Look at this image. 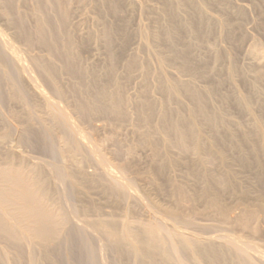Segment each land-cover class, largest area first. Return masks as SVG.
Listing matches in <instances>:
<instances>
[{
	"label": "bare ground",
	"instance_id": "1",
	"mask_svg": "<svg viewBox=\"0 0 264 264\" xmlns=\"http://www.w3.org/2000/svg\"><path fill=\"white\" fill-rule=\"evenodd\" d=\"M18 1L0 0L1 17L9 28L16 30L17 39L46 50L47 56L33 57V64L55 98L70 100L74 112L83 120L109 115L117 123H125L126 100L114 65L126 49L117 42L126 44L130 39L129 34L119 36L120 31L127 30L126 20L122 23L101 20L100 33L89 30L73 43L67 33L69 13L61 0H35L31 13L18 10ZM133 3L104 0L96 9L103 17L107 13L116 16L120 6ZM181 11L185 18L180 16ZM236 14L241 18L245 15L242 9ZM162 16L165 26L153 34L156 44L167 48L168 60H181V74L212 79L216 88L199 90L191 80L155 72L149 61L131 59L128 74L139 69L145 79L138 120L144 127L152 125L153 130L144 133L142 140L157 157L155 172L171 181L170 171L185 169L184 177L194 179L200 186L193 201H204L222 214L221 201L225 195L246 203L252 192H258L264 200V97L260 92L264 71H259L254 82L247 84L251 95L238 94L233 86V93L223 92L220 78L224 70L219 74L221 70L215 63L223 61L225 53L212 47L217 32L215 22H219L205 13L198 0H166ZM186 37L194 41L185 42ZM93 40L102 43L109 54L107 69L86 67L79 59L78 51L87 49ZM206 42L210 44L209 56L200 57V65L196 66L195 49ZM249 54L254 65L264 66L262 46L253 45ZM209 59L215 65L208 66ZM0 63L10 66V70L0 69V101L5 102L8 97L10 102L24 108L19 116L21 126L15 131L19 143L62 159L61 164L46 168L20 158L14 150L5 151L2 144L11 140L14 129L7 127L0 115V125L4 126L0 137V264H65L61 252L65 239L71 240L73 249H79L76 254L71 253L66 264H102L100 253L106 249L116 251L115 264H264V252L251 241L227 234L215 238L195 235L187 230L195 225L192 218L171 211L161 215L153 207L143 206L139 192L113 170L106 158L97 154L62 103L48 97L35 76L27 75L20 52L2 30ZM225 73L229 81L234 82L240 76L246 85L233 62ZM63 75L70 78V83L61 82ZM156 94L161 98H156ZM217 99L218 105L214 103ZM39 101L47 117L39 115ZM233 102L248 118L245 123L227 114L226 106ZM58 142L64 143L62 150ZM65 160L73 167H66ZM90 161L98 172L88 174L84 170L83 163ZM49 176L65 185V194L76 207L64 201L63 193L56 195ZM93 193L106 198L107 203L121 210L120 214L101 218V207L92 198ZM172 193L177 198L183 197L179 198L180 204L188 198L182 187H173ZM140 209L148 210L147 219L133 216ZM89 213H95L97 218L87 219L83 225L73 218ZM244 216L254 218L255 212L249 209ZM90 229L106 238L108 244L97 250Z\"/></svg>",
	"mask_w": 264,
	"mask_h": 264
},
{
	"label": "rangeland",
	"instance_id": "2",
	"mask_svg": "<svg viewBox=\"0 0 264 264\" xmlns=\"http://www.w3.org/2000/svg\"><path fill=\"white\" fill-rule=\"evenodd\" d=\"M133 1L135 4L133 3L132 6H120L116 12V16L112 13H107L104 14L103 17V14L101 13V15L96 8L98 5H101L104 0H61V2L65 4L66 11L69 13V30L67 33L73 43L77 42L80 37L89 30L97 34L100 33L98 24L101 20H107L109 23L117 21L122 23L124 22L123 20H126L128 23L127 30L120 31L119 36L123 37L129 34L130 39H128L126 44L121 41L117 42L118 46L123 45L126 49L124 53L116 59L114 65L115 76L122 85V95L126 100L127 121L125 123H117L109 115L95 116L91 118L90 121L83 120L74 112L73 103L70 100L65 101L64 99L55 98L54 92L46 85L35 68L33 57H46V50L37 44L28 45L20 39H17L15 37L16 30L6 25L5 20L1 17V11L0 30H2L7 35L8 39L13 42L15 47H17L23 60L22 68L27 75L31 77L35 76L34 79L39 82L38 85L41 86V89L45 91L46 95L62 103V106L69 111L74 122L92 143L97 154L106 158L107 162L113 167V170L119 172L120 176L139 192L138 194L141 199H143L142 205L143 202L145 203L143 206L149 205L154 208L153 211L159 212L161 215L171 211L183 217L192 218L195 225L188 226L187 228L192 234L203 235L205 237L211 236L210 238H215L223 234L241 237L243 240L251 241V243L255 244L264 252V200L260 198L258 192H252L246 203L242 201L239 203L235 197L225 195L221 201L224 205V213L222 214L217 208L206 205L204 201H193L196 192L200 190V186L196 185L194 179L184 177L187 176L185 169L176 168L170 171L171 181L168 180L166 175H158L155 172L157 157L152 147L142 140V137L144 138L145 135L144 133L153 130L152 125L144 127L138 120V107L144 90L145 79L139 69L132 70V72L128 74L131 59L136 58L141 62L147 60L152 65H150L151 69L153 68L155 72L162 71L165 75L168 73L174 78L191 80L193 81L192 84L199 90L207 88L215 89L216 87L212 79L194 78L186 74H181V60H168L170 53L167 48L159 47L154 41L153 34L157 32L160 27L165 26V18L162 15L166 0H132V2ZM217 1L219 2L218 4L211 5L207 2L204 3L202 0H198L205 13L210 18H214L215 21L217 20L219 22L217 23L212 19V21L216 23L215 25L213 22L216 28L215 30H217L214 35L216 37V39L214 38L215 42L212 41V47L220 52L223 51V54L225 53L223 61L218 62L219 64L215 63V65L209 59L211 63H209L208 66L211 64L212 66L215 65L217 68L219 67L218 70H221L219 74L224 70L223 75L221 74L222 77L219 75V77H221L220 79L223 81V92L228 93L231 91V94L234 92L235 88L238 94L249 96L252 93L250 90L251 87L247 84L254 82L259 71H264V66L254 65L251 55L249 54V49L255 44H259L264 48V2H261L264 0ZM34 7L35 0H19L17 4L18 10L29 13H31ZM239 9H242L245 14L242 18L236 14ZM180 16L185 18L186 14L181 11ZM226 19L229 20V22L226 23ZM33 23L30 15L29 24L32 26ZM225 23L227 25H225ZM184 41L189 42L194 41V39H187L186 37ZM208 45L210 46V44L206 42L199 46L197 51L195 49L194 53L196 54V60L194 64L196 66L200 65V57L204 58L206 56L208 58L210 53L207 49ZM78 56L81 63L86 67H94L99 70H104L109 67V54L104 48V45L98 40H93L87 49L79 50ZM232 62L243 74L244 80L247 82L246 85L243 83L240 76L234 82L229 81L227 73L225 72ZM0 66V69H4L5 71L10 70V66L6 63H0ZM116 78L113 77V82ZM26 79L27 78H25V80ZM24 82L27 84L28 81L26 80ZM61 82L68 84L70 83V78L67 75H63ZM30 87L31 86L26 88H29V90L31 89L32 93L33 89ZM260 92L262 97H264V83L261 84ZM156 98L160 99L161 96L156 94ZM3 101L5 102L0 101L1 118L6 121L7 127H12L14 129L11 140L2 144L4 150H14L17 154L19 153L18 156L20 155V158L26 159L31 163L46 165V168L61 164L62 159H57L50 153L29 146L26 143H19L15 131L21 126L19 116L22 111H24V108L10 102L8 97ZM219 102V99H217L214 103L218 105ZM238 109L235 102L226 106V112L230 118L245 123V120L248 118L245 117L244 114L242 115L241 111H238ZM38 111L40 116L47 117V114L41 108L40 101ZM34 124V126H37L36 123ZM3 131L4 126L0 125V137ZM58 143L57 146L59 150H62V148H64V143ZM91 162L92 161L83 163L82 165L88 174L98 172L97 166ZM63 163L66 167H73L72 163L68 160H65ZM48 173L50 174L49 171ZM49 177L52 183H54L55 189L53 188V190L56 191V195H62L63 193L64 201L70 206L76 207L75 202L65 194V185L55 181L52 176ZM176 186L187 190L188 198L182 204H180L179 198L183 197L180 196L177 198L172 193L173 187ZM92 198L95 203L101 207V218L107 219L108 215L120 214L121 210L117 209L112 203H107L108 201L106 198L94 193ZM257 207H261L262 210L257 209ZM249 209L255 212L254 218L248 219L247 216H244V212ZM148 214V210L140 209V212H136L133 216L140 220H144L149 217L146 216ZM73 218L75 222L83 225L87 219L93 221L97 217L95 213H89L87 216L80 214ZM90 232L92 234L91 238L93 245L97 250H100L102 246L108 244L106 238L99 233L91 229ZM78 250L79 249H73L71 240H63L61 252L65 257V264L68 262L66 259L71 257V253L76 254ZM100 254L102 264H115L116 251L114 252L110 249H106Z\"/></svg>",
	"mask_w": 264,
	"mask_h": 264
}]
</instances>
